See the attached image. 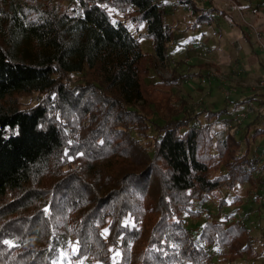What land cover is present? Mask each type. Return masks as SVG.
I'll list each match as a JSON object with an SVG mask.
<instances>
[{
  "label": "trees",
  "instance_id": "obj_1",
  "mask_svg": "<svg viewBox=\"0 0 264 264\" xmlns=\"http://www.w3.org/2000/svg\"><path fill=\"white\" fill-rule=\"evenodd\" d=\"M75 1L78 12L40 0L0 7V103L16 94L43 95L27 109L0 105V264H52L68 237L58 231L57 215L69 221L74 259L128 264L127 243L141 240L137 223L146 201L158 220L133 264H218L201 243L229 248L222 258L228 264L256 258L253 238L238 224L208 220L196 240L184 227L183 212L199 216L189 210L192 202L203 204L221 185L231 190L250 181L255 166L248 150L238 154L234 136L214 140L209 121L220 112L177 119L164 90L178 76L144 82L148 56L109 9L136 29L145 24L139 37L150 39L155 57L165 61L174 29L159 5ZM177 4L195 15L193 29L209 26L217 11L199 10L193 0ZM71 73L84 80L70 85ZM161 104L164 124L149 140V118ZM201 115L208 123L190 126ZM30 240L43 247L29 246ZM115 253L120 258L113 262Z\"/></svg>",
  "mask_w": 264,
  "mask_h": 264
},
{
  "label": "rangeland",
  "instance_id": "obj_2",
  "mask_svg": "<svg viewBox=\"0 0 264 264\" xmlns=\"http://www.w3.org/2000/svg\"><path fill=\"white\" fill-rule=\"evenodd\" d=\"M18 0H0V7L5 10ZM51 4H59L68 11L78 12L75 0H40ZM164 15V20L174 29V39L167 45L165 61H159L153 52V44L145 36L142 24L138 29L130 24L129 18L117 10L110 8L113 21L125 24L129 32L139 39L141 50L147 54L145 68L148 76L146 84L154 85L161 78L170 79L178 76L177 84L164 92L169 94V101L177 119L184 115H194L202 110L220 112L209 123L212 126L214 140H223L229 134L239 142L238 154L248 150V157L253 158L255 171L248 182L235 185L231 190L221 185L203 204L192 202L189 210L198 212V217L182 213L184 227L196 240L202 227L209 220L213 224L228 227L238 224L248 231L253 238V247L257 257L247 259L245 256L234 260L233 264H264V0H193L199 10L210 6L216 12L210 15L211 24L191 27L195 15L177 0H153ZM69 84L76 85L84 80L83 74L71 73ZM43 98L42 94H16L0 103L8 107L14 105L21 109L31 108ZM166 106L161 104L148 122V139L156 135L155 126H162L164 118L161 114ZM208 123L204 115L190 126H201ZM255 131L263 133L252 136ZM108 163V162H106ZM221 172L225 170L221 168ZM152 203L146 201L140 206L138 228L141 240L138 243L129 241L127 250L133 264L134 256L142 251L152 227L158 220L149 208ZM30 210L29 208L26 209ZM43 212L48 215V209ZM55 224L68 237L65 248L59 251L52 264H97L89 255L74 259L77 247L69 233V221L57 215ZM129 224H132L131 220ZM105 228L101 229L104 237L108 236ZM10 240V239H9ZM11 241H8L11 244ZM29 246L43 247L37 240L28 241ZM209 260L218 264H228L229 248L218 245L202 244ZM218 249V250H217ZM136 257V256H135ZM120 254L115 253L113 262L118 261Z\"/></svg>",
  "mask_w": 264,
  "mask_h": 264
},
{
  "label": "snow or ice",
  "instance_id": "obj_3",
  "mask_svg": "<svg viewBox=\"0 0 264 264\" xmlns=\"http://www.w3.org/2000/svg\"><path fill=\"white\" fill-rule=\"evenodd\" d=\"M105 231H107V230H105ZM6 243H8V242H6ZM218 250V249H217ZM117 255H119V253H117Z\"/></svg>",
  "mask_w": 264,
  "mask_h": 264
}]
</instances>
